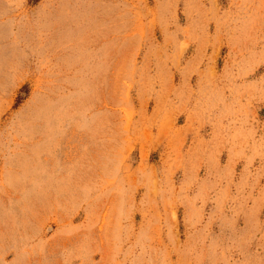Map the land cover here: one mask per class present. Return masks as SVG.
<instances>
[{
	"label": "rangeland",
	"instance_id": "obj_1",
	"mask_svg": "<svg viewBox=\"0 0 264 264\" xmlns=\"http://www.w3.org/2000/svg\"><path fill=\"white\" fill-rule=\"evenodd\" d=\"M0 264H264V0H0Z\"/></svg>",
	"mask_w": 264,
	"mask_h": 264
}]
</instances>
